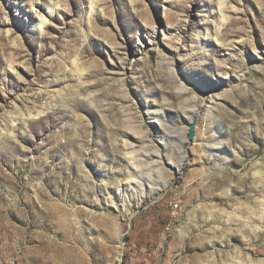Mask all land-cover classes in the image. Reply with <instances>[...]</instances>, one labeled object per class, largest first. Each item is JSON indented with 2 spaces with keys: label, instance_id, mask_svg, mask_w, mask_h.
I'll list each match as a JSON object with an SVG mask.
<instances>
[{
  "label": "rangeland",
  "instance_id": "rangeland-1",
  "mask_svg": "<svg viewBox=\"0 0 264 264\" xmlns=\"http://www.w3.org/2000/svg\"><path fill=\"white\" fill-rule=\"evenodd\" d=\"M119 260L264 264V0H0V264Z\"/></svg>",
  "mask_w": 264,
  "mask_h": 264
},
{
  "label": "bare ground",
  "instance_id": "bare-ground-1",
  "mask_svg": "<svg viewBox=\"0 0 264 264\" xmlns=\"http://www.w3.org/2000/svg\"><path fill=\"white\" fill-rule=\"evenodd\" d=\"M94 2V1H93ZM52 8V7H51ZM31 10V9H30ZM47 10V9H46ZM45 10V11H46ZM54 10V9H53ZM53 10L51 11H47V12H44L43 15H37L33 9L28 12V13H25L26 14V18L27 19V23L29 24H33V26L37 27L38 29H41L43 26H45L46 22H47V18L48 17H51L53 15ZM32 15V16H31ZM181 86V84H180ZM184 88V87H183ZM182 86L180 87V89L182 90L183 89ZM208 109L209 108H206L205 110L207 111V117L206 118H209L210 117V113L208 112ZM211 112V111H210ZM211 140V139H210ZM213 142V139L211 140ZM151 159V158H150ZM179 168V167H177ZM64 201V200H63ZM67 201V200H66ZM59 202V201H58ZM68 203V202H67ZM66 203V205H67ZM65 204V203H64ZM70 204V203H68ZM71 205V204H70ZM73 205V204H72ZM63 206V204H62ZM65 206V205H64ZM25 254L26 255L28 252H31L32 254L36 255L38 254V248L37 247H29V248H26L25 250ZM40 253V252H39ZM29 259V256H24L23 260H27L28 261Z\"/></svg>",
  "mask_w": 264,
  "mask_h": 264
},
{
  "label": "water",
  "instance_id": "water-1",
  "mask_svg": "<svg viewBox=\"0 0 264 264\" xmlns=\"http://www.w3.org/2000/svg\"><path fill=\"white\" fill-rule=\"evenodd\" d=\"M193 137H194V125L192 123V124H190L189 131L187 134V138L192 139ZM119 264H121V260H119Z\"/></svg>",
  "mask_w": 264,
  "mask_h": 264
}]
</instances>
